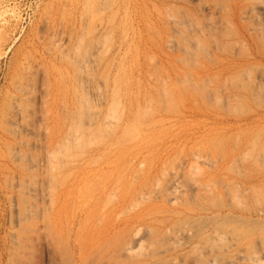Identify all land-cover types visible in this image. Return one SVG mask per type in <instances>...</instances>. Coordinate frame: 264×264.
Returning a JSON list of instances; mask_svg holds the SVG:
<instances>
[{
  "label": "rangeland",
  "instance_id": "374dc122",
  "mask_svg": "<svg viewBox=\"0 0 264 264\" xmlns=\"http://www.w3.org/2000/svg\"><path fill=\"white\" fill-rule=\"evenodd\" d=\"M263 35L264 0H0V264H264Z\"/></svg>",
  "mask_w": 264,
  "mask_h": 264
},
{
  "label": "bare ground",
  "instance_id": "6f19581e",
  "mask_svg": "<svg viewBox=\"0 0 264 264\" xmlns=\"http://www.w3.org/2000/svg\"><path fill=\"white\" fill-rule=\"evenodd\" d=\"M264 36V35H263ZM96 92V91H95ZM167 93V92H166ZM177 93H179V92H177ZM96 94V93H95ZM162 95V94H161ZM167 95H169V92L167 93ZM180 95V94H179ZM173 96V95H172ZM161 100H162V98L161 97H159ZM167 103H168V101H167ZM256 261V260H255Z\"/></svg>",
  "mask_w": 264,
  "mask_h": 264
}]
</instances>
